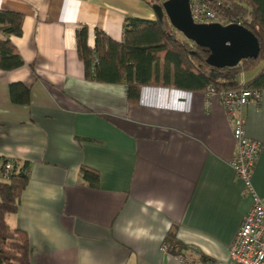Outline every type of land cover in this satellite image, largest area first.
<instances>
[{
  "label": "crops",
  "instance_id": "obj_1",
  "mask_svg": "<svg viewBox=\"0 0 264 264\" xmlns=\"http://www.w3.org/2000/svg\"><path fill=\"white\" fill-rule=\"evenodd\" d=\"M23 15L11 41L25 64L0 70V157L28 163L12 227L26 232L31 264H220L250 208L229 159L232 125L215 94L84 77L75 29L116 41L123 19H156L143 0H0ZM258 69L241 72L250 81ZM29 89L11 101L10 85ZM260 141L252 184L264 200V97L242 110ZM86 165L98 186L79 177Z\"/></svg>",
  "mask_w": 264,
  "mask_h": 264
},
{
  "label": "trees",
  "instance_id": "obj_2",
  "mask_svg": "<svg viewBox=\"0 0 264 264\" xmlns=\"http://www.w3.org/2000/svg\"><path fill=\"white\" fill-rule=\"evenodd\" d=\"M150 7L163 0H143ZM220 23H239L259 41L257 58H247L232 67L217 68L206 62L210 51L175 34L166 15L162 21L125 16L123 38L116 41L105 32L95 29L93 44H89V28L75 29V47L89 81L125 84L127 100L137 103L143 85H170L183 90L216 92L229 89H260L264 85V0H221L217 7ZM23 15L0 9V70L22 67L23 57L11 41L22 33ZM258 69L248 82L239 84L241 72ZM11 101L29 102V89L22 83L10 85ZM9 179H0V264H31L29 240L25 231L12 227L9 216L18 207L20 196L28 182V163L12 161ZM79 177L91 187L98 186L99 172L82 165Z\"/></svg>",
  "mask_w": 264,
  "mask_h": 264
},
{
  "label": "built area",
  "instance_id": "obj_3",
  "mask_svg": "<svg viewBox=\"0 0 264 264\" xmlns=\"http://www.w3.org/2000/svg\"><path fill=\"white\" fill-rule=\"evenodd\" d=\"M221 0H189L190 13L196 23L220 22L217 7ZM239 24V23H238ZM264 74V69H263ZM243 82H239L242 85ZM208 94H215L232 125L235 153L229 165L243 182L251 204L229 247L228 258L220 264H264V200L257 194L252 184V171L261 150L259 140L250 138L245 132V119L242 110L250 101L259 102L264 97V85L260 89L239 88L216 92L208 87ZM0 157V179L7 180L11 175L12 161ZM183 264H193L181 259Z\"/></svg>",
  "mask_w": 264,
  "mask_h": 264
},
{
  "label": "water",
  "instance_id": "obj_4",
  "mask_svg": "<svg viewBox=\"0 0 264 264\" xmlns=\"http://www.w3.org/2000/svg\"><path fill=\"white\" fill-rule=\"evenodd\" d=\"M152 9L160 21L166 15L170 25L184 38L208 48L210 53L206 62L210 66L232 67L243 59L257 58L259 55L257 37L243 25L194 22L189 0H163L161 4H153Z\"/></svg>",
  "mask_w": 264,
  "mask_h": 264
},
{
  "label": "rangeland",
  "instance_id": "obj_5",
  "mask_svg": "<svg viewBox=\"0 0 264 264\" xmlns=\"http://www.w3.org/2000/svg\"><path fill=\"white\" fill-rule=\"evenodd\" d=\"M175 34H176L177 36H179V37L182 35V34H181L179 31H177V30H176Z\"/></svg>",
  "mask_w": 264,
  "mask_h": 264
}]
</instances>
